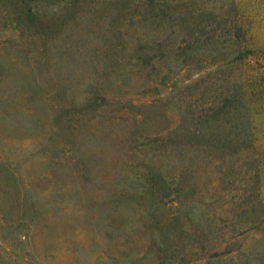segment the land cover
Returning a JSON list of instances; mask_svg holds the SVG:
<instances>
[{"label":"rangeland","instance_id":"1","mask_svg":"<svg viewBox=\"0 0 264 264\" xmlns=\"http://www.w3.org/2000/svg\"><path fill=\"white\" fill-rule=\"evenodd\" d=\"M0 264H264V0H0Z\"/></svg>","mask_w":264,"mask_h":264}]
</instances>
